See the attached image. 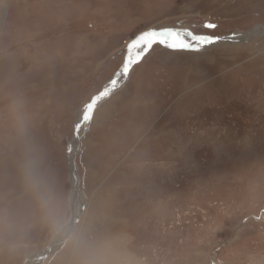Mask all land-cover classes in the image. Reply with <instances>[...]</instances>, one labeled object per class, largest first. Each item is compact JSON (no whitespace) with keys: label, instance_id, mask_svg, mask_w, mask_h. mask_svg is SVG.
Instances as JSON below:
<instances>
[{"label":"rangeland","instance_id":"rangeland-1","mask_svg":"<svg viewBox=\"0 0 264 264\" xmlns=\"http://www.w3.org/2000/svg\"><path fill=\"white\" fill-rule=\"evenodd\" d=\"M257 26L264 0H0V264L67 225L79 117L132 39ZM87 122L74 154L84 211L28 264H91L98 249L133 264H264V34L154 45Z\"/></svg>","mask_w":264,"mask_h":264},{"label":"snow or ice","instance_id":"snow-or-ice-1","mask_svg":"<svg viewBox=\"0 0 264 264\" xmlns=\"http://www.w3.org/2000/svg\"><path fill=\"white\" fill-rule=\"evenodd\" d=\"M207 28H216L217 25L209 23L206 25ZM239 37L243 39V34H234V38ZM222 37L210 36L205 34H195L186 29H177L174 27H163L153 28L142 31L130 43L126 46L127 51L131 53L124 63L120 77H126L132 65L138 63L143 59L144 55L149 52L154 45L163 46L164 48L183 51H200L205 49L207 46L216 45ZM116 81L117 80L113 79ZM112 80L110 81V84ZM113 88L111 89V91ZM111 91L108 93L111 94Z\"/></svg>","mask_w":264,"mask_h":264},{"label":"water","instance_id":"water-1","mask_svg":"<svg viewBox=\"0 0 264 264\" xmlns=\"http://www.w3.org/2000/svg\"><path fill=\"white\" fill-rule=\"evenodd\" d=\"M258 28H264V26H257L256 28H253V29H258ZM251 30V29H250ZM189 31V30H188ZM249 31V30H248ZM234 35V34H233ZM233 35H223V36H218V37H222L223 39H221L219 42H233L234 40L231 38ZM258 35V34H255L254 37ZM127 60V59H126ZM121 71V70H120ZM120 71L118 72L120 74ZM130 71V70H129ZM115 74L114 78L113 79H116L117 80V85H116V81L112 79V83L110 84V81L104 86L103 90L98 94L96 95L92 101L86 106V108L84 109V113L87 115V117L89 118L90 116V113L91 111L95 108V106L101 101L103 100L104 98H106L109 94V92L111 91V89L113 88V90L111 91V93L126 79H124L122 82L121 80H118V75L119 74ZM127 77V76H126ZM78 133H76V137ZM71 155V154H70ZM71 160H72V163H71V171H72V166H75L78 168V166H76L77 164L75 163L76 161H74L75 159L73 157H71ZM73 162L75 163V165H73ZM77 171V169H75ZM73 172V171H72ZM73 174V173H72ZM71 174V175H72ZM73 176V175H72ZM75 177V176H74ZM78 180V178H77ZM72 188L77 191H80L79 189V184L77 185V187L75 188V184H74V181H73V177H72ZM81 192V191H80ZM84 207L85 205L82 204L80 209L82 210V212H77V214L75 215V217H70V219H68L67 221V229H66V234L64 233L59 239H57L55 236L54 238L51 240V242H49V244H47L46 247H44L43 249H41L40 252H37V253H34V254H31V256L28 257V259L23 263V264H28L30 263V261L32 259H38V260H42V261H47L48 259L51 258V256L53 254H55L60 248L61 246L63 245V243L70 237L71 233L73 232V230L75 229L74 227H76L83 211H84ZM70 228V230H69Z\"/></svg>","mask_w":264,"mask_h":264},{"label":"bare ground","instance_id":"bare-ground-1","mask_svg":"<svg viewBox=\"0 0 264 264\" xmlns=\"http://www.w3.org/2000/svg\"><path fill=\"white\" fill-rule=\"evenodd\" d=\"M235 34H243V39L244 38H252V36H254L255 34H264V28H258V29H252V30H249V31H246V32H238V33H235ZM235 42H239V40H241L238 36L236 38H234V35L231 37ZM225 42V41H223ZM219 43V42H218ZM221 43V42H220ZM119 74V73H118ZM118 80H123L124 78L126 77H123L121 79L120 77V74L118 75ZM87 115L83 112L81 113L80 117H79V121H78V131H77V136L78 137H75L74 139V142L75 144L72 145V154H71V157H75L74 154L77 152V147H79V139L81 138V135L83 134L85 128L88 126V122H87ZM83 121V123H82ZM78 145V146H77ZM75 149V150H74ZM73 165H75V163L73 162ZM77 169V167L75 166H72V173H73V181H74V184H75V188L77 187L78 185V182H77V171L75 170ZM75 176V177H74ZM83 196V195H82ZM84 198V196H83ZM83 198L81 197V192L80 191H77L76 189L72 191L71 195H70V208H71V211H72V216L75 217V215L77 214V212H80V206H78V204H81L82 203V200ZM81 202V203H80ZM71 216V217H72ZM67 224V223H66ZM67 225H62L61 227H59L58 231H57V234H56V238L59 239L61 237V235L65 232L66 233V229H67ZM70 230V228H69ZM105 243V242H104ZM103 243V244H104ZM106 245V244H105ZM119 254V253H118ZM106 255H108V253H106ZM120 258H117V260L119 261H126L127 264H133L131 263L130 259L127 258V256H119ZM115 254H114V259H115ZM127 259V260H126ZM125 264V263H124Z\"/></svg>","mask_w":264,"mask_h":264},{"label":"clouds","instance_id":"clouds-1","mask_svg":"<svg viewBox=\"0 0 264 264\" xmlns=\"http://www.w3.org/2000/svg\"><path fill=\"white\" fill-rule=\"evenodd\" d=\"M91 264H124V262L115 260L107 256L103 249H98L92 257Z\"/></svg>","mask_w":264,"mask_h":264}]
</instances>
